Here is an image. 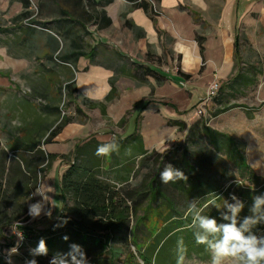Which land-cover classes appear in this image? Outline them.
Returning a JSON list of instances; mask_svg holds the SVG:
<instances>
[{
    "label": "crops",
    "instance_id": "obj_1",
    "mask_svg": "<svg viewBox=\"0 0 264 264\" xmlns=\"http://www.w3.org/2000/svg\"><path fill=\"white\" fill-rule=\"evenodd\" d=\"M6 1L8 3V0H0V6ZM16 1L21 5V12L10 20L3 15L7 23L0 25V49L13 60L9 66L0 67L10 70L13 80L9 81L8 74L0 72V149L10 154L35 149L46 153L71 152V159L77 155L79 160L91 162L98 143L115 141L120 146L119 152L101 157V175L117 186L129 181L131 166L145 153L182 144L189 127L201 119L194 110L183 122L186 131L179 138L178 131L183 130L173 125L172 120L168 122L157 109L166 105L181 114L186 108L178 107L170 99L172 90L175 94L184 90L180 89L184 82L185 87L189 83L196 87L200 81L199 75L189 72V63L185 61L188 54L193 57L195 68L200 65L205 69L212 62L206 49H213L217 44L219 49H228L229 58H223L224 61L234 60L233 70L218 79L220 86L241 75L254 80V84H238L243 91L251 90L264 75L251 61H242L252 53L246 49L251 43L243 27L253 25L251 17L259 6L256 0H154L160 12L155 20L143 9L131 8L128 0H89V5L87 0H77V8H73L71 0H27L26 7L23 0ZM242 1L246 3L245 10L240 18L236 14L234 23L235 6ZM22 12L26 14L21 15ZM227 12L229 30L223 24ZM125 20L130 21V27L124 24ZM53 28H57V34L52 32ZM242 37L246 45L241 43ZM236 38L239 62L234 56ZM78 52L82 55L73 56V62L64 61ZM239 66H244L246 71L238 72ZM147 69H152V73L146 74ZM213 76V81L220 77L216 70ZM112 77H115L116 95L106 103ZM71 82L76 89L68 96L73 105L69 108L71 119L46 142L51 129L62 119L60 88ZM186 93L189 100L191 94ZM237 94L245 98L241 92ZM235 98L229 96L224 101ZM142 99L148 101L137 105L124 119L134 103ZM91 102L105 103V115L99 106L90 105ZM109 108L110 115L107 114ZM220 116L224 124L215 127L206 122L207 125L242 143L247 164L252 169L259 168L260 171L256 169L258 174L264 173V104L260 108L237 107ZM17 119L22 126L12 125ZM107 123H121L119 137L110 139ZM76 145L79 146L77 152ZM55 162L59 164L56 180L53 181V172L48 171L37 186L48 196L45 211L51 202L50 196L59 191V178L68 166L61 159ZM35 190L29 204L36 202ZM45 216L41 214L36 218L41 224L38 228L49 224L50 221L43 220Z\"/></svg>",
    "mask_w": 264,
    "mask_h": 264
},
{
    "label": "trees",
    "instance_id": "obj_2",
    "mask_svg": "<svg viewBox=\"0 0 264 264\" xmlns=\"http://www.w3.org/2000/svg\"><path fill=\"white\" fill-rule=\"evenodd\" d=\"M71 1L73 8H77L78 1ZM109 1L112 2V0H107V2ZM128 1L131 3V8L143 9L153 20L160 15L159 10L154 9L150 0ZM86 4L89 5V0L86 1ZM23 5L27 6V0H23ZM25 14L26 12L21 13V15ZM107 22L111 24L110 19H107ZM124 24L128 27L131 26L128 20H125ZM53 29L52 32L57 34V28ZM199 43L200 49L203 50L201 40ZM75 55L80 56L82 53L73 54L71 58H66L64 61L73 62L72 58ZM234 56L236 62H239L237 38L235 39ZM56 58L60 60L59 57ZM152 71V69H147L146 74H151ZM231 81L245 85L254 84V80L241 77V75L232 78ZM110 82L112 88L105 99L106 102L112 100L116 95L115 77H112ZM65 90L68 96H72L76 92L72 82L65 84ZM90 105L99 106L102 113L105 114V103L91 102ZM67 121L68 119L60 120L49 132L46 142H50ZM206 122L201 118L191 125L182 144L173 147L166 153L167 156L165 157L169 158L170 156L171 164L181 169L188 177L187 181L178 180L169 184H162L160 181V172L163 167L154 170L153 174L155 175L149 181L141 183L140 187L132 188L127 182L120 186L108 182L101 175V157L95 155L96 149L91 162H87L79 160L77 155L71 159L66 154L46 153L41 149H35L29 153L14 151L10 154L8 150L1 148L0 238L4 237L8 227L23 230V240L31 242L30 248L22 252L21 256L24 260L33 258L29 255V250L35 248L39 240L43 238L49 253L47 256L35 257L37 264H49L53 254L68 252L69 245L72 243L82 246L88 264H116L117 243L126 244L129 240L133 242L139 258L145 264H168L169 262L176 264L177 259L175 258L181 254V248L184 255L191 252H209L204 245L195 242V230L189 227L191 216L186 218L185 213L191 200H199L208 193L217 192L219 188H222L223 185L221 184L230 182L235 178L228 180L224 178L222 183H218L219 181L216 179H208V183H206L204 175L210 172L212 176L218 174L226 177L224 166L221 172L217 169L224 164L219 161L222 155L232 158L240 164L241 168L245 169V177L250 181L248 186L256 184L259 188L257 190L243 191L240 189L237 191L239 195L248 199V204L245 205L239 216L241 221L245 216L251 215L249 208L253 203V198L257 195H264V183H262V178L256 175L246 163L242 143L235 141L228 134L212 129ZM172 124L178 126L179 130L184 129V123L181 121H172ZM77 147L79 146L76 145V152ZM180 147L181 154L180 160H178L176 155L173 157V152H177ZM207 151L211 155L213 154L212 157L215 161L209 153H206ZM148 154L145 153L143 157L147 158ZM56 159L66 161L68 164L59 178L58 188L63 200L62 208L44 228L35 230L27 226L23 227L22 224L30 219L28 216L29 197ZM200 163L203 167L198 166ZM209 163L214 167L213 171H209ZM192 169L196 171L195 175L192 173ZM149 175L148 172L145 177ZM144 200L148 202L146 206H150L152 203H155L152 205L155 208L164 206L165 210H161L164 224L156 236L154 233L150 234V238L145 243L142 242L144 244H140L137 241L139 238L137 233L142 218L139 211ZM213 200L215 207L211 206L210 210L204 211L203 214L217 219L220 223L226 222L221 219V212L227 211L223 208V198L219 195L212 196L207 199L206 203ZM63 220L68 221L66 225L54 228ZM133 220L134 223L131 225ZM262 227L264 224L257 225L254 230L258 231ZM65 235L69 237L67 241L62 239ZM180 241H182V245ZM105 254H109V257H106ZM134 257L133 252L129 251L122 264H136ZM0 264H7V262L0 257Z\"/></svg>",
    "mask_w": 264,
    "mask_h": 264
},
{
    "label": "rangeland",
    "instance_id": "obj_3",
    "mask_svg": "<svg viewBox=\"0 0 264 264\" xmlns=\"http://www.w3.org/2000/svg\"><path fill=\"white\" fill-rule=\"evenodd\" d=\"M153 3V7L154 9H158L155 6V1L150 0ZM258 1V9L255 10L253 12V15L251 17V21H253V25L251 26H244L243 27V31H247L249 34V40L250 43L248 46H246V49H249L252 51L251 54L245 56V59H242V61H251L252 64L256 65L258 69H260L259 73L262 75L264 74V0H256ZM30 3V1H29ZM246 3L244 1L240 2V4L238 3L235 6V10L236 12L233 13V22L235 23V21H237V18L241 17V15L243 14L244 10H245V5ZM4 12V13H3ZM21 12V5L20 3H18L16 0H8L4 2V4L2 6H0V25H4L7 22L4 21L3 15L4 17H6L5 19H11L12 16L16 15L17 13ZM236 14H237V18H236ZM25 22L29 23L30 20H26ZM230 16L229 13H225V16L223 18V24H224V28L226 30L230 29ZM256 23V25L254 24ZM9 26V25H7ZM6 27V25H5ZM1 28V27H0ZM113 33V32H112ZM242 40V44H244V37L241 38ZM248 41V40H247ZM246 45V44H244ZM254 49H257L258 52H254ZM206 53L207 56L212 60V62L210 64H208L206 66L205 69H202L200 65H198L196 68L194 66L193 63V57L188 54L185 57V61H187L189 63L190 66V71L191 73H195L196 75H199L200 81L199 83L196 85V87H192L191 83H189V86L185 87L186 83L184 82L185 85H182L180 89H184V90H180L179 93L175 94L174 91L172 90V100L171 102L174 104H177L178 107L180 108H184L186 106V108L184 109V111H182L181 114H177L176 111L171 110L170 107L167 108L166 105H162L157 109H160V112L163 114V116L165 118L172 121H182V123L186 120L189 119L190 115L193 113V111L195 110L196 114L200 116V118H202L203 120H206L208 122V124H212L215 127H219V125L224 124L222 117L220 116L222 113H224V111H230V110H235V108L237 107H254V108H260V106L264 103H262L261 100H264L262 98H264V75H260L261 76V81L253 88V89H248L246 91H243L241 89V86L238 85L239 82H234L228 80L227 83L225 82L222 86L219 87L217 93L213 96L210 97V99H205V95L207 92V85L210 84L213 81V71L216 70V72L219 74V78H217L220 80V78L222 79L223 77H225L224 75L226 74H230L233 70V65H234V60L232 61V59L228 60V61H224L225 59L223 58L225 56V58H229V54H228V49H219L218 44L215 45L213 47V49H206ZM244 58V55H243ZM248 59V60H247ZM12 59H10L7 54L5 53V51L3 49H0V67L4 66V64L6 65H10L12 63ZM241 67V68H240ZM247 69V68H246ZM5 72V74H8V80L9 81H13L11 79L12 75L10 74V70H2L0 68V72ZM239 71H246L244 69V66H239L238 67V72ZM257 72V71H256ZM236 75V74H235ZM233 78V77H232ZM219 82V81H218ZM220 84V82H219ZM165 90H167L168 92L170 91L168 88H166ZM187 90V91H186ZM190 92V97L189 100H187V93L186 92ZM171 92V91H170ZM221 92V93H220ZM241 92L242 94H244L245 98L242 95H238L237 93ZM235 96L236 98L234 100L231 101H224V99L228 98L229 96ZM59 95H60V115L62 117V119H71V115L69 113V108L71 106H73L72 104L69 103V99H68V95L66 93L65 90V85L63 87L60 88L59 91ZM247 96V97H246ZM201 99V101L199 102L198 100ZM148 101L147 99H142L140 101H137L134 103L133 107L125 114L124 119H126V117L128 116V114L131 113V111H133L135 109V107L143 102ZM188 101V103L185 105V103ZM199 102V103H198ZM107 103V102H106ZM171 106L173 107L174 105L171 104ZM156 107V106H155ZM174 108V107H173ZM106 113V112H105ZM107 114L110 115V108L109 110H107ZM105 115V114H103ZM61 119V120H62ZM105 119H103L104 121ZM106 121V120H105ZM102 122V121H101ZM108 124V123H107ZM110 125V128H108L110 130V139L112 140V138L115 137H119V133H117L118 131H120V129H122V125L121 123L115 125V124H108ZM185 126V123H184ZM130 131H132V129L130 128ZM186 130L183 131H178V135L179 138H182L183 136V132L185 133ZM171 147H166V148H162L160 150H152L151 152H149V154L146 157H142L140 159H138L136 161V163L134 165L131 166V175L129 178V181L127 182L132 188L133 187H140L141 183H143L144 181L147 182L150 180V178L155 175L153 174V171L156 170L157 168H161L168 164L171 163V159L170 156L169 158H166L165 156H167V152L169 150H171ZM181 147L178 148L177 152H173V157H177L178 160H180V154H181ZM206 153H209L208 151ZM55 154H60V153H55ZM210 154V153H209ZM68 156L71 157V152L66 154ZM211 155V154H210ZM213 155V154H212ZM211 155V157H212ZM69 157V158H70ZM212 159L214 160V158L212 157ZM246 160V158H245ZM56 161V160H55ZM53 161L50 168H49V172H53L52 178L53 181L56 180V176H57V171H58V167L59 164ZM145 163H144V162ZM215 161V160H214ZM219 161L224 163L222 166H220L218 169V171H222V168L224 166V168H226V177H222L219 176L218 174H214L212 176V174L209 172L207 175H204V181L206 183H208V179H216L217 181H219L218 183H222L223 179L226 178L227 180L229 178H235L234 180L232 179V181H228L227 183H223L221 185L222 188H219V191L217 192H213V193H208L204 196H202L199 200H198V206L201 205V207L206 204L207 199L211 198L212 196H216L219 195L221 198H223V207L225 204V201H228L229 203H234V201L231 200V195L235 194L240 200H242L244 202V205L248 204V199L246 197H242L241 195H239V193L237 191L243 190V191H247L249 189L251 190H257L259 187L256 184H253L252 186H248V184L250 183V181L247 179L246 174H245V169L240 167V164H238L237 162H235L232 158L227 157V156H220ZM247 163V161H246ZM209 171H213L214 167H212V164L209 163ZM199 167H203V165L200 163L198 165ZM212 167V168H210ZM216 169V170H217ZM259 168H253L252 170L255 171L257 173L258 176H260L262 178V183H264V173L262 174H258ZM62 170V169H61ZM47 171V173H48ZM149 172V176L145 177L146 174ZM195 170L192 169V173L195 175ZM46 173V174H47ZM55 173V175H54ZM46 176V175H45ZM44 176V177H45ZM43 177V178H44ZM215 177V178H214ZM42 178V179H43ZM238 178V179H237ZM41 179V180H42ZM40 180V182H41ZM215 180V181H216ZM244 180V181H243ZM51 179V182H53ZM39 182V183H40ZM249 182V183H248ZM112 183V182H111ZM217 182H215L216 185H218ZM262 183H260V185H262ZM251 185V184H250ZM39 186V185H38ZM56 187V185H53ZM229 186V188H228ZM52 191L49 193L51 194ZM199 193V192H197ZM154 197V195H152ZM198 196V194H197ZM39 196L36 195V202L39 200L38 198ZM197 198V199H198ZM50 201L48 203V207H47V211L50 209L51 210V216H45V218L43 219L46 222H49L52 218H54L58 212L61 209V205H62V199L60 197L59 191H57V193L55 195H51L50 196ZM192 201V200H191ZM204 202V203H203ZM148 202L144 200V202L141 204L142 208L139 211L140 214H142V218L138 227V233L137 235L139 236V238L137 239L138 242H140V244L142 242L145 243V241L150 238V234H153L156 236L161 229L163 228V224H164V218H163V212L161 210H165L164 206H159L158 208L152 207V205H155V203H152V205L150 204V206H146ZM208 203V202H207ZM221 203V204H222ZM52 204V207H51ZM211 208V205L207 208L204 209V211L208 212ZM53 210L55 211V213H53ZM35 220H30L27 221L26 223L22 224V226H27L31 229H35L38 230L39 226L41 224H39L37 221ZM134 223V220L131 222V225ZM23 230H19L16 227H8L5 230V234L4 237L0 238V257L2 259H4L6 262V258H5V253L6 250L10 249L11 247H13L16 242L18 237L14 234V232L16 233H22ZM254 232H256L258 235L260 234H264V227H262L261 229H259L258 231H255L253 229ZM131 237V236H130ZM13 243V246L12 245ZM30 243L29 241H22L19 247V255H15L12 257V262L13 264H25V260L22 259V252L25 251L26 249L30 248ZM142 243V244H144ZM118 245V252H117V257H116V264H122L125 256L129 253V251H132L134 254V261L136 262V264H145L143 262L142 259L139 258L138 256V252L136 250L135 245L133 244V242L131 240L128 241V243H117ZM184 255V254H183ZM106 257H109V254H105ZM174 256V255H173ZM172 256V258H173ZM185 258V264H209V261L211 259L210 256V252H191L190 254L184 255ZM177 259V256L176 258ZM168 264H171L170 262ZM177 264V263H176Z\"/></svg>",
    "mask_w": 264,
    "mask_h": 264
},
{
    "label": "clouds",
    "instance_id": "obj_4",
    "mask_svg": "<svg viewBox=\"0 0 264 264\" xmlns=\"http://www.w3.org/2000/svg\"><path fill=\"white\" fill-rule=\"evenodd\" d=\"M14 127L22 126L21 122L13 120ZM119 144L115 141L100 143L95 151L97 157H107L114 152H119ZM160 181L162 184H169L178 180L187 181L185 173L174 167L171 163L164 166L160 172ZM39 195L41 200L31 203L28 206V216L36 219L44 214L51 216V210L45 211V204L48 202V196L42 193L39 188L35 190L33 196ZM234 203L225 201L224 207L227 211L221 212V219L226 221L220 223L217 219L204 215V209L211 206L215 207V201H209L202 207L198 206V200L189 202L185 217L191 216L190 228L194 229L195 242L204 245L210 252L211 259L209 264H264V234L258 235L253 231L257 225L264 224V195H257L253 198V203L249 208L251 215L245 216L241 221L240 213L245 205L235 194L231 195ZM67 220L54 226V228L63 227ZM14 234L18 237L16 244L6 250L5 256L7 264H13L12 257L19 255V247L24 237L23 234ZM67 241L69 237L63 236ZM182 245V241H180ZM49 249L46 241L41 238L35 248L29 250L32 259H26L25 264H37L35 257L47 256ZM183 249L177 257V264H185ZM49 264H88V259L82 246L72 243L69 245L68 252H56L53 254Z\"/></svg>",
    "mask_w": 264,
    "mask_h": 264
},
{
    "label": "built area",
    "instance_id": "obj_5",
    "mask_svg": "<svg viewBox=\"0 0 264 264\" xmlns=\"http://www.w3.org/2000/svg\"><path fill=\"white\" fill-rule=\"evenodd\" d=\"M219 87H220V84L217 81V79L212 81L207 87V92H206V95L204 98L210 99V97H213L217 93ZM5 258H6V256H5Z\"/></svg>",
    "mask_w": 264,
    "mask_h": 264
}]
</instances>
